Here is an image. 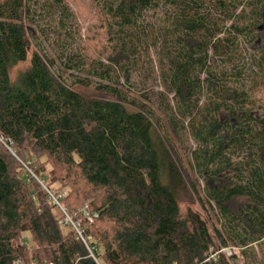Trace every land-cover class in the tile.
<instances>
[{
  "label": "trees",
  "instance_id": "trees-1",
  "mask_svg": "<svg viewBox=\"0 0 264 264\" xmlns=\"http://www.w3.org/2000/svg\"><path fill=\"white\" fill-rule=\"evenodd\" d=\"M91 1L95 54L65 0H0V264H230L222 247L264 250V0ZM194 183L215 234L181 208L199 201ZM44 188L66 194L86 244Z\"/></svg>",
  "mask_w": 264,
  "mask_h": 264
},
{
  "label": "rangeland",
  "instance_id": "rangeland-1",
  "mask_svg": "<svg viewBox=\"0 0 264 264\" xmlns=\"http://www.w3.org/2000/svg\"><path fill=\"white\" fill-rule=\"evenodd\" d=\"M65 1L69 4L71 10L75 13L77 17V21H78L77 24L80 28V36L82 40H84L86 44V48L90 51L91 54H95L94 52L97 53L99 50L103 48L104 42L102 37L103 31L100 28L98 11L96 10L95 4H93L91 0H65ZM37 14H39V11H37ZM152 17L154 18L156 17L160 19L162 17L161 9H158L156 11H148V13L145 15L146 19H150ZM40 26L42 30L45 29L50 32H52V30L55 28L53 22H49L47 19H42V18H40ZM48 36L49 38H45L44 35L39 32V34L36 36V40L33 42V45L41 52V54L52 59L53 56L55 55V51L53 50V47L51 45L52 38L50 39L52 34ZM32 49L33 48L29 50L28 61L30 59ZM27 63L19 68L23 69L24 67L27 66ZM53 71L56 72V74L62 75L64 81H66V83L69 84V80L67 79L68 75L62 74L57 66L53 68ZM41 160L45 161V158H42ZM49 169L50 168L48 167L47 170ZM193 185L198 193L199 201L193 204L190 202H183L181 208L182 210H185L186 207L191 206L193 210L197 211L200 214V216L203 218V220L206 222L209 231L212 234H215L219 232V230L213 219L212 213L210 212L207 205L203 201L198 186L195 183ZM52 187L55 189V186ZM25 236L29 238L28 234H26ZM219 253H223L225 257L228 259L231 258V256H234L235 258L230 260V264H252L254 262L257 263L264 262V250L263 248L257 246H253L249 248L247 250L248 253L247 256L241 254L239 249L231 248L228 246L222 247Z\"/></svg>",
  "mask_w": 264,
  "mask_h": 264
},
{
  "label": "built area",
  "instance_id": "built-area-1",
  "mask_svg": "<svg viewBox=\"0 0 264 264\" xmlns=\"http://www.w3.org/2000/svg\"><path fill=\"white\" fill-rule=\"evenodd\" d=\"M42 185V183H40ZM44 190L47 192L49 199L51 200L52 204L55 205L58 210L60 211L63 219L61 221V225L63 227H68L71 226L75 232L77 233V238L80 239L84 244H86V240L82 237V233L79 230V225L78 223L73 222L72 218L67 214L66 210L60 205L59 200L64 197L66 194L65 193H61L59 195H53L51 192H49L48 190H46L44 188ZM83 216L87 219V221L89 223H92L93 220L95 218H97V215H90L85 211V208L81 211ZM89 254L91 257L92 256V250H89Z\"/></svg>",
  "mask_w": 264,
  "mask_h": 264
}]
</instances>
